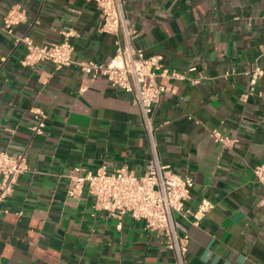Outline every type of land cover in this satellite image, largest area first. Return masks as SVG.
I'll use <instances>...</instances> for the list:
<instances>
[{"label":"crops","instance_id":"crops-1","mask_svg":"<svg viewBox=\"0 0 264 264\" xmlns=\"http://www.w3.org/2000/svg\"><path fill=\"white\" fill-rule=\"evenodd\" d=\"M14 5L28 16L16 36L51 45L71 31L74 60L115 54L91 0H0V16ZM127 15L135 45L188 78L158 79L165 93L153 116L155 149L131 96L75 65L23 66L24 46L0 30V150L25 153L30 168L0 213V264H175L143 222L127 216L118 228L87 190L68 193L75 167L143 175L154 151L193 179L187 207L212 205L199 225L177 216L189 236L186 264H264V185L254 174L264 161V74L254 93L248 75L264 70V0H127ZM36 108L47 119L34 136ZM214 130L234 143L225 147Z\"/></svg>","mask_w":264,"mask_h":264},{"label":"built area","instance_id":"built-area-1","mask_svg":"<svg viewBox=\"0 0 264 264\" xmlns=\"http://www.w3.org/2000/svg\"><path fill=\"white\" fill-rule=\"evenodd\" d=\"M91 1L102 14L101 31L115 37V54L104 63L74 60L71 31L63 33L62 42L51 45L37 44L29 34L16 36V26L28 19L25 9L20 5L12 6L5 16H0V30L14 36L17 46H24L23 66L34 68L42 62H50L57 69H62L75 65L91 79L104 77L112 89L131 96L140 109L144 128L155 149L153 116L165 93V86L158 79L185 80L188 79L187 75L165 67L161 55L146 56L135 45L136 34L127 15V0ZM187 71L195 72L197 68L191 66ZM263 74L264 70L259 65L248 73L251 93L255 92ZM194 83H198V80ZM84 90V87L81 88L82 92ZM33 113L36 121L30 127L31 133L34 136L43 134L47 115L42 108H36ZM212 135L225 147L234 143L232 138L219 130H214ZM154 153L153 160L143 175H138L125 166L113 171L103 166L86 173L80 167H75L67 175L68 193L70 196H79L87 190L94 198L95 208L116 219L118 228H122L127 216L143 222L147 231L163 237L167 249L173 254L175 264H186L189 236L180 234L177 216L192 225H199L212 205L203 201L197 211L187 207L194 185L193 179L174 172L170 165L161 162L156 151ZM29 171L25 153L13 155L0 150V213H8L3 205L14 193L21 175ZM254 174L257 182L264 185V161L254 168Z\"/></svg>","mask_w":264,"mask_h":264}]
</instances>
